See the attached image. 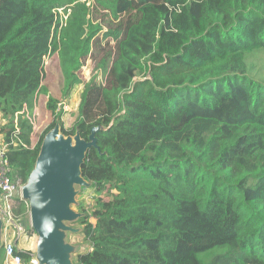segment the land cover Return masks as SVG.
I'll list each match as a JSON object with an SVG mask.
<instances>
[{
  "label": "trees",
  "instance_id": "obj_1",
  "mask_svg": "<svg viewBox=\"0 0 264 264\" xmlns=\"http://www.w3.org/2000/svg\"><path fill=\"white\" fill-rule=\"evenodd\" d=\"M261 52L264 0H0L12 180L27 183L56 126L97 139L81 165L94 203L75 221L73 264H264V82L247 63ZM52 55L60 100L44 83ZM41 95L52 122L34 145ZM27 203L12 213L35 233Z\"/></svg>",
  "mask_w": 264,
  "mask_h": 264
},
{
  "label": "water",
  "instance_id": "obj_2",
  "mask_svg": "<svg viewBox=\"0 0 264 264\" xmlns=\"http://www.w3.org/2000/svg\"><path fill=\"white\" fill-rule=\"evenodd\" d=\"M58 130L56 126L46 135L36 165L22 189L30 209L31 226L38 235L39 264H73L70 254L74 246L65 243L64 232L72 230L66 222L81 215L71 209L70 187L82 183L90 187L82 178L81 165L87 151L97 147L95 132L89 142L76 135L73 145L70 139L56 141Z\"/></svg>",
  "mask_w": 264,
  "mask_h": 264
},
{
  "label": "rangeland",
  "instance_id": "obj_3",
  "mask_svg": "<svg viewBox=\"0 0 264 264\" xmlns=\"http://www.w3.org/2000/svg\"><path fill=\"white\" fill-rule=\"evenodd\" d=\"M88 5L90 6L91 3L88 2ZM60 14L63 16L64 19H67V16L64 15L63 11ZM95 22H100V20H95ZM248 72L252 78H254L257 81L264 82V52L256 53L248 58ZM95 64L92 60L87 61L86 65L82 69L80 73V78L82 82H87L90 80L92 73L95 70ZM45 85L49 88L50 94L55 97L56 99H61V89L62 85L60 83L59 77H58V58L57 55H52L48 57L45 61ZM83 89V86L79 87L78 90L75 91L72 99L71 104L69 106H66L67 108H64L65 114L63 116V122L64 126L69 129L73 126L74 121L76 119L77 115V108L80 102V93ZM48 101V97L41 95L38 97L37 105H36V114L33 115L32 121L34 123V143L37 144L40 140L41 136L44 134L46 129L49 127V125L52 122V116L46 109V103ZM59 136L57 137L56 141H66L68 139L71 140L72 144L75 145V138H67L62 136L63 134L61 131H59ZM83 184V183H82ZM82 184H74L71 185L70 189L72 191V197H71V209L75 211L79 216L81 212V208L92 205L94 203V190L90 187L87 188L83 186ZM83 205V206H82ZM80 218V217H79ZM78 218V219H79ZM77 221V219L75 220ZM68 227L72 228L70 232H64L65 233V241L69 244H72L71 242L80 243L81 238L78 237L81 231V228L76 226V223L74 221H70L67 223ZM33 232L27 231L26 234L30 235ZM78 233V234H76ZM38 237V236H37ZM79 252L78 247H74L73 253L70 254V256L73 258L74 253Z\"/></svg>",
  "mask_w": 264,
  "mask_h": 264
},
{
  "label": "built area",
  "instance_id": "obj_4",
  "mask_svg": "<svg viewBox=\"0 0 264 264\" xmlns=\"http://www.w3.org/2000/svg\"><path fill=\"white\" fill-rule=\"evenodd\" d=\"M67 108V107H65ZM11 167L7 158V146L4 144L2 137L0 136V195L2 196L6 207L2 211V214L7 220L8 225H12L17 230L23 228L16 222L12 213V200L15 195L22 194L23 186L20 182H15L11 178ZM7 262L10 264H39L36 257H31L29 262H25L24 259L17 253L15 243L9 242L5 245Z\"/></svg>",
  "mask_w": 264,
  "mask_h": 264
},
{
  "label": "crops",
  "instance_id": "obj_5",
  "mask_svg": "<svg viewBox=\"0 0 264 264\" xmlns=\"http://www.w3.org/2000/svg\"><path fill=\"white\" fill-rule=\"evenodd\" d=\"M35 114H36V109H35L33 115H35ZM2 125H3V121L0 118V126H2ZM32 140H33V144L35 145L34 138H32ZM21 200H25L23 198L22 194L19 193V194L15 195L13 200H12V203H11L13 208H16L19 205V201H21ZM5 207H6V204H5L2 196L0 195V220H1V225H2L0 227V264H10L9 262H7L6 248H5V245L9 242L15 243L17 253L18 252L30 253L31 257L38 258V256H37V251H38V237L37 236L38 235L36 233H32V234L28 235V234H26L27 232L25 230H23V231L21 229L17 230V228L13 227L12 225H8L6 218L2 214V211L5 210ZM74 222H75V220H74ZM67 223L68 222H66V225H67ZM65 232H70V231H65ZM76 234H78V233H76ZM65 243L69 244L66 241H65ZM71 243L72 244H70V245L74 246L75 248L76 247L79 248V246L77 244H75L73 242H71ZM43 264H46V263H43Z\"/></svg>",
  "mask_w": 264,
  "mask_h": 264
},
{
  "label": "clouds",
  "instance_id": "obj_6",
  "mask_svg": "<svg viewBox=\"0 0 264 264\" xmlns=\"http://www.w3.org/2000/svg\"><path fill=\"white\" fill-rule=\"evenodd\" d=\"M66 107V106H65Z\"/></svg>",
  "mask_w": 264,
  "mask_h": 264
}]
</instances>
